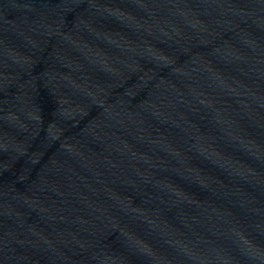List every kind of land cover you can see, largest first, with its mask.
Instances as JSON below:
<instances>
[{
  "label": "water",
  "instance_id": "95a60500",
  "mask_svg": "<svg viewBox=\"0 0 264 264\" xmlns=\"http://www.w3.org/2000/svg\"><path fill=\"white\" fill-rule=\"evenodd\" d=\"M0 264H264V0H0Z\"/></svg>",
  "mask_w": 264,
  "mask_h": 264
}]
</instances>
